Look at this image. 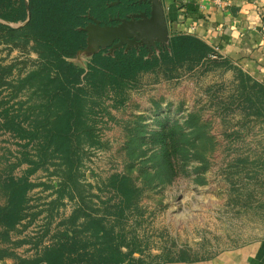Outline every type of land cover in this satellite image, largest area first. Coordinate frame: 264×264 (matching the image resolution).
Here are the masks:
<instances>
[{
  "label": "rangeland",
  "instance_id": "1",
  "mask_svg": "<svg viewBox=\"0 0 264 264\" xmlns=\"http://www.w3.org/2000/svg\"><path fill=\"white\" fill-rule=\"evenodd\" d=\"M211 58L218 62L182 68L169 80L146 73L122 105L108 99L104 110L96 106L100 144H79L77 184L59 192L53 164L28 176L35 186L26 217L8 239L0 237V264L36 257L68 226L64 219L81 204L79 197L89 207L102 208L108 198L115 202L108 186L112 175L128 176L139 190L138 207L125 220L146 254L205 259L264 239V91L221 56ZM88 61L74 57L83 67ZM38 63L30 46L0 38V72L12 67L13 75H24ZM0 90V98L6 97L8 90ZM248 93L254 102L245 100ZM190 113L199 121L188 123ZM21 144L0 131V176L18 162ZM27 167H15L13 175Z\"/></svg>",
  "mask_w": 264,
  "mask_h": 264
},
{
  "label": "trees",
  "instance_id": "2",
  "mask_svg": "<svg viewBox=\"0 0 264 264\" xmlns=\"http://www.w3.org/2000/svg\"><path fill=\"white\" fill-rule=\"evenodd\" d=\"M143 8L148 10L149 4L135 0H0V38L30 46L39 59L38 65L24 75H13L12 67L0 72V89L8 90L6 97L0 98V131L13 134L25 148L18 152V162L9 163L6 175L0 176L4 200L0 203L2 239H8L26 217L29 192L35 186L28 176L38 167L55 166L61 178L59 192L77 184L79 144H100L96 106L104 110L103 100L111 99L114 107L122 105L128 91L137 87L146 73L169 80L180 76L182 68H206L218 62L211 58L214 50L207 43L195 35L180 33L171 34L168 46L153 53L143 45L123 46L113 51L100 48L84 67L70 60L88 46V25H115L118 19ZM245 100L254 102L253 95L248 93ZM187 121L199 120L190 113ZM163 136L170 141L166 130ZM24 163L28 164L24 173L13 175V169ZM108 186L117 198L115 202L110 205L108 198L102 208L97 203L89 207L82 205L85 202L79 197L81 204L64 219L68 226L42 246L36 257L18 258L14 264L185 261L146 254L133 225L125 220L138 207V188L126 175H112ZM74 196L70 194V198ZM146 255L151 256V261L146 260Z\"/></svg>",
  "mask_w": 264,
  "mask_h": 264
},
{
  "label": "crops",
  "instance_id": "3",
  "mask_svg": "<svg viewBox=\"0 0 264 264\" xmlns=\"http://www.w3.org/2000/svg\"><path fill=\"white\" fill-rule=\"evenodd\" d=\"M229 1L223 9L212 0H161L170 35H195L264 91V0ZM96 47L93 42L85 51L91 55ZM165 264H264V239L209 258Z\"/></svg>",
  "mask_w": 264,
  "mask_h": 264
},
{
  "label": "water",
  "instance_id": "4",
  "mask_svg": "<svg viewBox=\"0 0 264 264\" xmlns=\"http://www.w3.org/2000/svg\"><path fill=\"white\" fill-rule=\"evenodd\" d=\"M147 2L149 13L141 12L131 18L118 19L117 25L90 24L86 28L88 32V45L96 42L100 48H116L143 45L150 53L159 47L165 48L169 44L170 34L165 19L164 8L161 0H138V3ZM91 53V54H92ZM91 56L85 49L78 52L77 56Z\"/></svg>",
  "mask_w": 264,
  "mask_h": 264
},
{
  "label": "built area",
  "instance_id": "5",
  "mask_svg": "<svg viewBox=\"0 0 264 264\" xmlns=\"http://www.w3.org/2000/svg\"><path fill=\"white\" fill-rule=\"evenodd\" d=\"M212 2L216 5V6H218V7H220V8H226L228 5H229V3H230V1L229 0H212ZM217 56H220L219 55V52H218V50L216 49V50H214V54L213 55H211V57H217Z\"/></svg>",
  "mask_w": 264,
  "mask_h": 264
},
{
  "label": "flooded vegetation",
  "instance_id": "6",
  "mask_svg": "<svg viewBox=\"0 0 264 264\" xmlns=\"http://www.w3.org/2000/svg\"><path fill=\"white\" fill-rule=\"evenodd\" d=\"M137 3H138V0H135ZM142 3H147V2H142ZM139 4H141V3H139ZM148 4V3H147ZM150 7V6H149ZM149 11H150V8L148 9V10H146V8H145V10H144V8L142 9V10H140L139 12H136V13H133V14H129L130 16H127V18H131L133 15H135V14H138V13H141V12H145V13H149ZM119 23V21L115 24V25H117Z\"/></svg>",
  "mask_w": 264,
  "mask_h": 264
}]
</instances>
